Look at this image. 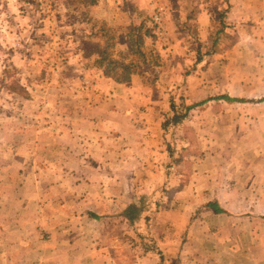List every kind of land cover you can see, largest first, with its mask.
<instances>
[{"label": "rangeland", "instance_id": "rangeland-1", "mask_svg": "<svg viewBox=\"0 0 264 264\" xmlns=\"http://www.w3.org/2000/svg\"><path fill=\"white\" fill-rule=\"evenodd\" d=\"M185 185L227 226L204 251L264 264V0H0V264H180Z\"/></svg>", "mask_w": 264, "mask_h": 264}, {"label": "crops", "instance_id": "crops-1", "mask_svg": "<svg viewBox=\"0 0 264 264\" xmlns=\"http://www.w3.org/2000/svg\"><path fill=\"white\" fill-rule=\"evenodd\" d=\"M162 10V13L164 14V7L158 8ZM135 92V91H134ZM117 127V126H116ZM147 133H150V140L148 139V136L146 137V131L143 130V134H145V138L142 142H146L142 144L141 149L146 150L148 144L152 143V146L157 147L158 144H161L159 142L160 136L157 137V140L154 141V132L158 129H154L149 125L147 128H144ZM156 143V144H155ZM143 145H146L143 147ZM160 150H156L154 152V156L156 160H163L166 157V154L161 153L164 152L163 147L161 146L159 148ZM138 165H142L144 168L145 164H149L150 160L146 159V162L144 159H138L136 160ZM158 165V164H157ZM159 171H157L158 173ZM143 174V173H142ZM159 178L161 180H168V175L164 173H158ZM135 180L139 181L140 176L137 175ZM189 188L190 185H185V187L176 194V201L178 203H173V206L176 208H172L170 210L164 211L162 214L165 216L164 223H167L172 226V234L171 238H166L165 240H162L160 242L162 246V250H165V253L168 258H171V261L180 259V264H220V261L222 258L217 256L216 250H213L212 252H205L204 251V245H210L213 248H216L217 245L224 243L225 241L222 239L224 236H221V239L218 237V233L220 234L222 231H225L227 229V226L225 225H217L219 219H220V211H216L213 209L205 208L203 210L202 216L198 218V220L195 222L191 221L192 213L194 211L193 206H189L186 203H183L182 201L189 198ZM204 184L201 185V189H204ZM186 189V190H185ZM179 206V207H178ZM170 207H172L170 205ZM178 207V208H177ZM209 218V220H208ZM218 229V232H216L214 235H210V232H213V229ZM204 232H207L206 236H204ZM225 234V233H224ZM240 235L237 236V238L233 237V243L236 244L240 240ZM193 246H199V249L194 251ZM196 253V254H195ZM193 254V255H192ZM149 259H153V261L156 260V257L154 254L149 256ZM233 255H227L225 256V262L226 264H231L230 261L233 260ZM220 258V259H219Z\"/></svg>", "mask_w": 264, "mask_h": 264}, {"label": "trees", "instance_id": "trees-1", "mask_svg": "<svg viewBox=\"0 0 264 264\" xmlns=\"http://www.w3.org/2000/svg\"><path fill=\"white\" fill-rule=\"evenodd\" d=\"M96 2V0H90V4H94ZM225 15H226V12H223V13H218V17H219V25H220V27L218 28V30H217V32H216V34H215V36H214V41L212 42V45L213 46H216V44H217V42H218V35L220 34V33H222V32H224V28H225ZM215 22V21H214ZM91 54H96V55H98V57L99 58H97V60H96V63H98L99 64V66L101 67V68H103V63H104V61L105 60H107V58H108V55H107V52H106V50L105 49H103V48H101V46L99 45V44H97V43H94V44H92L91 45ZM197 63H200L201 61H202V55H201V50L199 49V47H198V49H197ZM115 64H117V63H115ZM115 64H113V66H111V67H108L107 69L106 68H104V75L105 76H115L116 75V73H113L111 70L112 69H116V65ZM120 67H122L123 69H127L128 70V72L130 73V74H134V73H136V71H132V70H130L131 68V65H124V64H118ZM119 79V78H118ZM129 79V77L128 76H125L124 77V81H127ZM120 80V79H119ZM227 100H229V101H231V99L230 98H227ZM232 101H239V100H237V99H234V100H232ZM183 117L184 116H180V115H175L174 117H173V119H172V122L173 123H178V122H180L182 119H183Z\"/></svg>", "mask_w": 264, "mask_h": 264}, {"label": "built area", "instance_id": "built-area-1", "mask_svg": "<svg viewBox=\"0 0 264 264\" xmlns=\"http://www.w3.org/2000/svg\"><path fill=\"white\" fill-rule=\"evenodd\" d=\"M162 19H163V13L162 10H160L155 14L154 21L157 22L158 24H161Z\"/></svg>", "mask_w": 264, "mask_h": 264}]
</instances>
